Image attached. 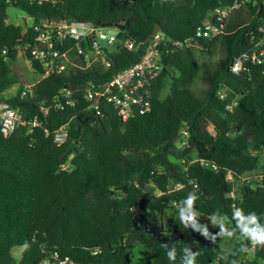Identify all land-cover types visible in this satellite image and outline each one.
I'll return each instance as SVG.
<instances>
[{
  "label": "trees",
  "instance_id": "16d2710c",
  "mask_svg": "<svg viewBox=\"0 0 264 264\" xmlns=\"http://www.w3.org/2000/svg\"><path fill=\"white\" fill-rule=\"evenodd\" d=\"M234 1L0 0V94L18 83L19 51L35 35L32 25L9 21L10 6L35 22L120 23L119 37L139 44L110 50L109 66L85 67L75 40H66L67 69L40 78L25 95L20 85L0 97L23 118L39 115L42 121L32 129L20 123L8 135L0 125V264H38L54 251L68 256V264H264V249L248 252L251 237L264 232V156L254 152L264 148V64L247 62L240 73L230 69L259 34L264 0L235 9L225 32L211 40L191 47L170 41L195 35L209 11ZM157 23L169 40L159 44L163 68L151 88L150 110L123 121L111 102L102 100L100 112L90 107L88 88H100L138 61ZM217 43L221 59L201 62L199 55ZM23 53L37 74L45 71L28 49ZM198 76L199 92L193 88ZM56 96L64 107L43 116L41 104ZM62 124L68 137L58 144L53 130ZM184 129L187 144L180 146ZM69 159L71 166L62 168ZM189 200L199 215L187 230L157 229L156 207H189ZM215 215L233 229L226 257L205 229V217ZM16 246H23L19 257L12 253ZM135 253L145 260L134 259Z\"/></svg>",
  "mask_w": 264,
  "mask_h": 264
},
{
  "label": "built area",
  "instance_id": "2783aa9c",
  "mask_svg": "<svg viewBox=\"0 0 264 264\" xmlns=\"http://www.w3.org/2000/svg\"><path fill=\"white\" fill-rule=\"evenodd\" d=\"M38 1L41 2L43 0ZM51 1L56 2L57 0ZM257 1L235 0L231 4L217 6L209 11L202 20L195 35L185 39L170 41L177 46L191 47L198 43L201 38L211 40L225 32L226 20L235 9L248 2L257 3ZM32 26L35 32L34 43L27 42L20 50L24 52L25 49H28L32 58L45 66V71L40 74L41 78L54 72L59 73L68 68V62L71 59L68 50L64 49V46L66 40L69 39L75 40L76 51L79 55H82L85 67L92 65L94 62L109 66L108 54L115 47L124 46L128 49H134L139 46L133 40L121 39L117 27H115L117 29L116 33H109L106 27L94 23L90 18L88 20H83V18H42L36 22L34 21ZM257 31L259 34L252 47L248 51H243L234 56L230 64L232 72L240 73L246 68L247 62L264 64V21L259 23ZM165 40L169 39L164 32L159 30L149 40H146L147 46L138 61L116 72L113 78L100 88L90 86L86 93V99L92 102L90 106L100 112V102L102 100L111 102L123 121L128 120L136 111L140 113L149 111L151 108V88L156 76L163 68L159 44ZM33 84L27 85L23 89L22 95L31 91ZM69 94L70 91L66 90L65 96L67 97ZM219 94L220 97H224L226 95L225 89L221 88ZM67 103L73 104L68 99ZM63 107L62 100L59 96H56L49 105L46 106L42 103L40 110L42 115L46 116L51 108L57 110ZM227 108L231 109L232 104L228 105ZM20 123L27 124L32 129L41 125L42 121L39 115L23 118L15 106L8 102H0V125L4 135L13 132ZM53 135L58 144L65 142L68 137L67 124H62L53 130ZM187 135L188 132L184 129L183 135L178 142L180 146L187 144ZM254 152L264 156V148ZM200 162L203 165L217 168L215 164H210L203 159H200ZM70 166L69 159L63 164L62 168H69ZM228 177L233 178L231 172H228ZM236 189H238V186L232 189L230 192L231 196H236ZM261 249H264V241L252 236L248 252L254 253ZM69 262L68 256H62L58 251H54L44 257L38 264H68Z\"/></svg>",
  "mask_w": 264,
  "mask_h": 264
},
{
  "label": "rangeland",
  "instance_id": "374dc122",
  "mask_svg": "<svg viewBox=\"0 0 264 264\" xmlns=\"http://www.w3.org/2000/svg\"><path fill=\"white\" fill-rule=\"evenodd\" d=\"M9 21L16 24L32 25L34 23V18L24 10L17 8L15 6H10L8 9ZM107 32L116 33L115 27H106ZM221 49L219 43L215 45L212 52L202 53L199 55V60L206 61L209 64L215 65L221 59ZM16 74L18 76V83L12 86L10 89L0 94V97L7 96L10 93L16 91L20 85H31L37 82L41 76L37 74L32 68L30 61L24 57V53L20 50L17 61H16ZM193 88L199 92L202 88L201 76H198L194 82ZM168 88L165 89L164 95L167 93ZM211 132H215L213 125H209ZM156 218H157V229L162 232L169 230L174 231H185L187 230L195 219L198 217L199 213L192 207L180 206L178 204L167 205L165 207H156ZM189 217V219H185ZM139 222L143 223V220L138 219ZM205 229L212 233L215 238L216 244L222 250V256L226 257L228 252L232 249L233 241L235 239L233 229L231 224L222 215H215L210 217H205ZM23 251V246H16L12 249V253L19 257ZM133 258L139 261H144L145 258L141 253L133 254Z\"/></svg>",
  "mask_w": 264,
  "mask_h": 264
},
{
  "label": "water",
  "instance_id": "95a60500",
  "mask_svg": "<svg viewBox=\"0 0 264 264\" xmlns=\"http://www.w3.org/2000/svg\"><path fill=\"white\" fill-rule=\"evenodd\" d=\"M88 19H89V18H83V20H88ZM90 20L93 21V22L96 23V24H100V25L105 26V27H110V26H112V27H122V24H120V23L100 22L99 19H90ZM159 30H161V25L157 23V24L155 25V27H154L152 33L147 37L146 40H149L150 37H151L152 35H154L155 33H157Z\"/></svg>",
  "mask_w": 264,
  "mask_h": 264
},
{
  "label": "clouds",
  "instance_id": "9594fccd",
  "mask_svg": "<svg viewBox=\"0 0 264 264\" xmlns=\"http://www.w3.org/2000/svg\"><path fill=\"white\" fill-rule=\"evenodd\" d=\"M189 207H191V200H189ZM185 219H189V217H185ZM256 238L260 241H264V232L256 233Z\"/></svg>",
  "mask_w": 264,
  "mask_h": 264
},
{
  "label": "bare ground",
  "instance_id": "6f19581e",
  "mask_svg": "<svg viewBox=\"0 0 264 264\" xmlns=\"http://www.w3.org/2000/svg\"><path fill=\"white\" fill-rule=\"evenodd\" d=\"M30 17H32V16H30ZM81 68V67H80ZM65 89V88H64ZM91 107V106H90Z\"/></svg>",
  "mask_w": 264,
  "mask_h": 264
}]
</instances>
